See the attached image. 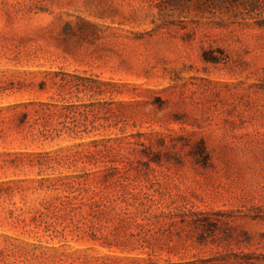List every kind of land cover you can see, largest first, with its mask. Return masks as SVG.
<instances>
[{
	"label": "rangeland",
	"instance_id": "rangeland-1",
	"mask_svg": "<svg viewBox=\"0 0 264 264\" xmlns=\"http://www.w3.org/2000/svg\"><path fill=\"white\" fill-rule=\"evenodd\" d=\"M264 0H0V264H264Z\"/></svg>",
	"mask_w": 264,
	"mask_h": 264
},
{
	"label": "trees",
	"instance_id": "trees-1",
	"mask_svg": "<svg viewBox=\"0 0 264 264\" xmlns=\"http://www.w3.org/2000/svg\"><path fill=\"white\" fill-rule=\"evenodd\" d=\"M257 25L264 26V18H261V20H258Z\"/></svg>",
	"mask_w": 264,
	"mask_h": 264
}]
</instances>
